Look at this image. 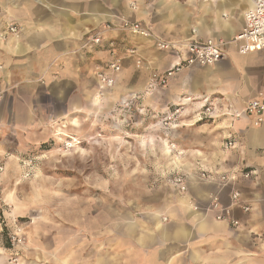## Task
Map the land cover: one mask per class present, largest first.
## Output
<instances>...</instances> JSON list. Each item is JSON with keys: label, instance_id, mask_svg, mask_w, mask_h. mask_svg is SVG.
<instances>
[{"label": "crops", "instance_id": "1", "mask_svg": "<svg viewBox=\"0 0 264 264\" xmlns=\"http://www.w3.org/2000/svg\"><path fill=\"white\" fill-rule=\"evenodd\" d=\"M249 9L247 0H0V33L9 24L21 27L19 38L0 40V124L5 110L13 124L81 119L85 97L98 87L94 68H105L112 50L125 54L133 49L146 58L143 68L158 71L185 57L183 49L157 52L149 39L108 30L122 19L140 23L166 42H227L242 32ZM94 37L102 39L99 45L91 43ZM224 50L226 59L210 68L185 69L160 90H147L143 70L134 74L133 58L124 59L117 77L123 78L128 97L142 88L162 95L157 100L166 108L198 110L191 119L178 118V125L205 134L196 139L198 145L189 143L194 175L186 177L178 168L187 191L167 210L168 222L154 214L153 229L123 232L115 255L91 264H264V121L255 127L250 117H231L264 91V51L240 55L233 44ZM204 103L210 115L204 114ZM228 141L232 147H226ZM177 144L176 150L184 143ZM221 176L228 179L224 186ZM235 191L248 212L231 204ZM214 197L229 213L224 221L215 219Z\"/></svg>", "mask_w": 264, "mask_h": 264}, {"label": "rangeland", "instance_id": "2", "mask_svg": "<svg viewBox=\"0 0 264 264\" xmlns=\"http://www.w3.org/2000/svg\"><path fill=\"white\" fill-rule=\"evenodd\" d=\"M110 57L121 65L130 58L128 52L113 50ZM132 58L133 73L143 70L146 82L158 71L136 66V58L144 65V55ZM94 76L98 87L85 97L79 120L52 117L37 126L13 124L5 110L0 264L106 263L125 239L123 232L153 229L156 213L159 221L166 217L168 222L166 212L180 197L172 186L174 172L179 168L186 177L194 175L189 143L195 145L205 132L178 125V118L191 119L198 110L166 108L157 100L162 95H152L147 86L128 97L123 78L106 88ZM180 141L184 144L176 150Z\"/></svg>", "mask_w": 264, "mask_h": 264}, {"label": "built area", "instance_id": "3", "mask_svg": "<svg viewBox=\"0 0 264 264\" xmlns=\"http://www.w3.org/2000/svg\"><path fill=\"white\" fill-rule=\"evenodd\" d=\"M131 8H134V4H130ZM244 28L240 34L225 42L222 40H199L192 39L186 42H166L153 35L146 27L137 22H130L126 19H122L121 22L113 27H108V30H120L127 31L131 34L149 39L154 43V47L159 51H175L180 49L185 50L186 55L181 61L173 66H170L165 71H153L148 78L147 88L156 89L159 87L167 86L169 80L181 71L197 67H211L212 65L227 58V53L224 47L233 44L237 47V52L240 55H246L254 52L264 51V0H254V4L251 9L244 13ZM21 35V27L15 24H9L0 33V40L8 42L19 38ZM91 43L99 45L101 43L100 37H94L91 39ZM134 50H128V55L132 57L135 55ZM136 66H143V61L136 58ZM121 64L120 60L112 59L105 68H97L95 75L101 86L111 88L115 85L117 74L120 72ZM2 66L0 65V70ZM1 100V99H0ZM204 114L210 115L212 110L209 103H204ZM243 116L250 117L252 119V125L257 127L264 121V91H261L257 96L246 103L240 110H234L231 114L233 120H238ZM226 147H232V142H226ZM201 178L207 179L208 175L205 172L201 173ZM244 178L249 177V173L243 174ZM228 179L225 176L220 177L221 186H224ZM172 186L179 192L185 193L187 191L186 180L182 175H174L172 178ZM231 204L239 205L238 208L244 213L249 211L247 206L238 204L240 202V194L238 192H232L229 197ZM212 210L217 212L215 219L217 221H224L229 218L227 210L220 206L218 198H212L210 203ZM228 216V217H226ZM166 220V219H164ZM229 224L232 227L238 226V221L235 219H229Z\"/></svg>", "mask_w": 264, "mask_h": 264}, {"label": "bare ground", "instance_id": "4", "mask_svg": "<svg viewBox=\"0 0 264 264\" xmlns=\"http://www.w3.org/2000/svg\"><path fill=\"white\" fill-rule=\"evenodd\" d=\"M248 2H250V4H251V8H252V6H253V4H254V0H247ZM226 6V5H225ZM224 10V9H223ZM217 15V14H216ZM217 18H219V16H217ZM249 54H251V53H249ZM247 55V54H246ZM212 66H214V65H212ZM210 68V67H209Z\"/></svg>", "mask_w": 264, "mask_h": 264}]
</instances>
